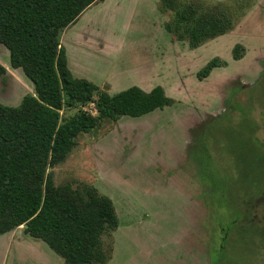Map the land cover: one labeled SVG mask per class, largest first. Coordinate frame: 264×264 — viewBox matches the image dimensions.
Instances as JSON below:
<instances>
[{
  "label": "rangeland",
  "instance_id": "obj_1",
  "mask_svg": "<svg viewBox=\"0 0 264 264\" xmlns=\"http://www.w3.org/2000/svg\"><path fill=\"white\" fill-rule=\"evenodd\" d=\"M126 1L95 3L67 29V36L75 33L89 41L81 44L89 57L103 50L105 56L116 55V64L124 63L110 95L138 85L147 92L161 86L173 104L80 135L66 161L49 170L55 185L85 184L111 199L120 225L108 264H217L221 256L229 264H264L262 237L246 230L241 236L242 230L233 226L238 211L227 190L235 188L237 138L217 132L229 129L217 118L228 115L230 100L249 112L248 99L263 91L257 84L264 76V0H206L223 4L234 26L196 49L166 31L171 14L159 8V0H134L131 7ZM236 44L244 48L239 61L232 58ZM215 57L227 66L198 79ZM0 65L6 69L0 103L18 106L33 93V85L20 69L11 68L3 46ZM94 66L86 60L89 72ZM258 107L251 112L263 123L264 101ZM85 110L96 115L93 104ZM198 125L195 157L187 154V143ZM253 219L264 224L263 206H255ZM0 264L63 261L18 228L0 236Z\"/></svg>",
  "mask_w": 264,
  "mask_h": 264
},
{
  "label": "trees",
  "instance_id": "obj_2",
  "mask_svg": "<svg viewBox=\"0 0 264 264\" xmlns=\"http://www.w3.org/2000/svg\"><path fill=\"white\" fill-rule=\"evenodd\" d=\"M99 1L0 0V46L8 51L11 68L20 69L33 85V93L26 94L18 106L0 103V236L23 226L25 235L45 243L63 264H108L119 218L111 199L95 187L55 185L49 170L66 161L80 135L173 104L161 86L150 92L133 86L110 95L72 76L65 65L61 37ZM159 8L171 14L166 31L191 49L229 33L234 26L221 3L160 0ZM243 55L244 48L236 44L233 60ZM226 66V61L215 57L197 78L205 79L214 69ZM5 74L0 65V82ZM259 81L263 91L250 96L249 112L230 100L228 115L217 118L229 129L217 132L236 137L238 143L233 150L235 188L227 190L238 211L233 226L242 230L241 236L246 230L264 242V224L253 219L255 206L264 207V122L251 112L264 101V76ZM92 104L96 115L85 110ZM198 141L191 152L195 157ZM218 264H229L227 256H221Z\"/></svg>",
  "mask_w": 264,
  "mask_h": 264
},
{
  "label": "crops",
  "instance_id": "obj_3",
  "mask_svg": "<svg viewBox=\"0 0 264 264\" xmlns=\"http://www.w3.org/2000/svg\"><path fill=\"white\" fill-rule=\"evenodd\" d=\"M133 1L134 0H128V1L124 2V4H127V6H128V5L132 4ZM159 2H160V0H159ZM158 6H159V4H158ZM121 7L124 8L123 5H120V8ZM128 7H131V6H128ZM128 7H126V8H128ZM64 34L65 35L63 36V38L61 37V46H62L63 51H64L65 65H66L67 69L70 71V73L72 74V76L74 78H78V79H85V80L95 84L96 86H98L102 90H108L107 92H109V94L111 92V87L114 88V90H115L119 80H116L114 78V75H115L116 71H121L123 73V67L122 66L124 65V63L123 64L121 63V66L119 64H116V62H115V59H116L115 56L116 55H114V54L110 55L109 54V55L105 56L104 54H102L103 50H101V54L99 56L89 57L87 55L88 52L87 53L83 52L81 49V47H82L81 44L84 43L85 45H87L88 43H90L89 41L85 40L84 38H82L80 36H77L75 33H69L67 36V30ZM85 41L88 43H86ZM87 59L89 61H91L92 64L95 65L94 67H91V72H89L88 69H86V67H85V62ZM124 69L126 70V71H124V73L126 74L128 66L126 65L124 67ZM102 86H107V87H105L103 89ZM138 86H136V87H138ZM139 88L143 91L145 90L141 86H139ZM150 91H148V92H150ZM144 92H147V91H144ZM200 126L198 125L194 129L191 130V134H190L191 138H190L189 142L187 143L188 144L187 145V150H188L187 154L188 155L189 154L191 155L192 149L195 146V142H196L197 134L199 133L198 130H199ZM119 225H120V222H119ZM19 228H23V226H21ZM162 263L167 264L166 261L162 262Z\"/></svg>",
  "mask_w": 264,
  "mask_h": 264
},
{
  "label": "flooded vegetation",
  "instance_id": "obj_4",
  "mask_svg": "<svg viewBox=\"0 0 264 264\" xmlns=\"http://www.w3.org/2000/svg\"><path fill=\"white\" fill-rule=\"evenodd\" d=\"M226 258V257H225ZM227 260H228V258H227ZM218 264V263H217Z\"/></svg>",
  "mask_w": 264,
  "mask_h": 264
},
{
  "label": "water",
  "instance_id": "obj_5",
  "mask_svg": "<svg viewBox=\"0 0 264 264\" xmlns=\"http://www.w3.org/2000/svg\"><path fill=\"white\" fill-rule=\"evenodd\" d=\"M243 88H245V86Z\"/></svg>",
  "mask_w": 264,
  "mask_h": 264
}]
</instances>
